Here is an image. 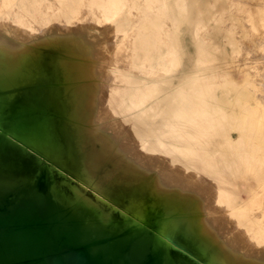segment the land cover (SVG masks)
Here are the masks:
<instances>
[{
	"label": "bare ground",
	"instance_id": "bare-ground-1",
	"mask_svg": "<svg viewBox=\"0 0 264 264\" xmlns=\"http://www.w3.org/2000/svg\"><path fill=\"white\" fill-rule=\"evenodd\" d=\"M186 1L173 0L180 8L176 18L186 13ZM35 2L16 0L14 4L33 13ZM195 2L200 5L205 1ZM6 4L14 5L9 0ZM125 4L126 0H108L106 5L116 12ZM7 14L0 13V224L15 222L17 226L0 231V264H162L163 261L165 264H196L186 253L195 259L197 256L205 258L206 264H264V169L257 163L252 164L253 161L264 163V108H259L262 103L259 96L256 105L243 101L245 96L252 97L256 93L237 94L235 104L242 105L237 111L228 90L221 95L209 90V81L220 72L215 67V70L213 67L204 70L200 66L202 56H199L190 71L183 75L181 85L175 91L154 96L156 101L147 106L139 102L141 94L126 90L124 98L134 100L136 105L133 104V108L126 105L125 108L122 103L123 108L116 107L117 110L111 111L108 94L98 91L96 70H92L96 74L95 81L85 83L83 79L84 84L71 90L67 88L75 78L81 77L83 67H95V58L90 53L92 49L98 50V62L102 59L99 50L101 37L95 36L90 46L83 49L72 38L54 37L37 42L33 39L32 43H26L32 37L31 30L15 24L7 18ZM198 14L195 23L203 21L206 12L200 10ZM211 15L208 13L209 17ZM140 21L143 23V20ZM162 24V21H157L153 27L160 29ZM66 27L48 20L38 22V29L42 32ZM105 28L103 31L107 30ZM165 31H168L167 28ZM165 35L169 36L168 32ZM123 41L118 42L120 46L124 45ZM132 41L137 50L135 55L131 53L134 64L142 68L143 58L149 56L153 52L151 50H156L155 39L151 37L141 42V37H138ZM124 42L127 44V39ZM42 47L57 48L62 54L57 58H47ZM116 49L119 50V47ZM124 50L120 55L119 52L113 55L120 57L123 53L124 58ZM128 51L126 54L131 55ZM160 56L166 57L163 51ZM121 60V65L127 70L128 63ZM46 62L53 66L50 74ZM136 68L141 72L140 68ZM148 70H145L146 73H151ZM236 71L243 72L240 68ZM109 76L112 81L113 77ZM131 78L127 79L128 82ZM104 79L108 80V76ZM245 80L248 81L247 76ZM40 81H48L46 91L39 94L26 91L25 85ZM106 86L108 88L109 84ZM120 88L124 87L116 91L121 92ZM159 91L162 92L158 89L155 95H159ZM114 95L118 98L117 94ZM59 102L65 103L66 112L59 108ZM22 109L32 111L31 114L41 112L45 115L49 109H54L57 116L52 123L58 131L45 125L47 128L44 127L45 132H42L47 141L42 143V136L37 132L41 130L36 131L30 126L26 141L44 149L49 147L46 145L52 137L61 136V130L65 129L67 142L74 144V155L83 174L96 179L99 185L108 184L114 200L126 205L135 215L112 223L113 209H104L99 203L101 200L98 202L87 197L78 187H64L52 172L54 180L50 188L48 170L37 167L41 160L15 148L5 150L6 136L21 129L17 115ZM226 121L239 131L237 139L229 130L220 134V124ZM25 126L28 128V124ZM243 142L247 148L245 151H249L246 158ZM58 150L64 162L70 160L65 147ZM194 187L202 192L195 193ZM207 204L210 207L213 204L211 213ZM90 206L99 208V213ZM202 210L209 211V214L204 213L208 218L201 222L199 216H204ZM138 224L144 227L140 228ZM148 224L158 230L155 228L153 231ZM122 232L129 234L122 243L114 246L108 242L100 244L108 235ZM176 242L183 247L180 252L175 250ZM71 244L76 249H72ZM86 244L88 248L79 249Z\"/></svg>",
	"mask_w": 264,
	"mask_h": 264
},
{
	"label": "rangeland",
	"instance_id": "rangeland-1",
	"mask_svg": "<svg viewBox=\"0 0 264 264\" xmlns=\"http://www.w3.org/2000/svg\"><path fill=\"white\" fill-rule=\"evenodd\" d=\"M15 1L16 0H9V3L13 2V4H14ZM203 1H205V2L204 3L202 2V4H200V5L199 4L197 5L195 0H187L186 4H185L186 8L184 10V11H186V13L184 14L185 17L184 16L179 17V19L176 18L175 16L178 17V15H179L178 12L180 11V8H178L179 6L175 2H173V0H167L164 2H163V0H126V4L124 6H122L119 10H117L116 12L114 9L112 10V8L107 7L106 4H107L108 0H65V1L64 0H36L35 6H34L35 10L33 13H30L26 9H24V8H22L16 4H14L13 6L7 5L6 0H0V13L1 12L8 13L7 18H9L13 22L15 21V24L22 25L24 28H28L29 30H31L32 37H30L26 43H32L33 39H34L33 42H37L40 40H47V39L54 38V37H58L60 39L72 38V40L74 39L75 41H78L79 45H80L79 47L83 49V48H85V46H90V44L93 42L95 36L101 37L102 43H101V49H99V50H100L101 54L103 55L102 59L99 60V62H98V57H97L98 50L92 49L90 53L91 54L93 53V56L95 58V61H96L95 67L94 66L93 67H87V68L83 67L82 68L83 73H81V77L75 78V80H73L72 83L67 85L68 86L67 88L69 90H71V88L76 87V85L84 84L85 80H86L85 83H87V81H95L98 78L97 79L98 91L99 92L104 91L106 93V95L108 94L107 97L110 99L109 100V108L111 109V111L117 110V108L121 109L124 106L126 108V105L132 106V108L136 105L133 102L134 100H132V99L127 100V98H124V94H125L126 90H132V91L135 90V92L137 94H141V95H139L140 96L139 102H144L141 104H147V106H150L152 101L153 102L156 101V97H154V96L159 97V96L165 95L167 92L175 91V89L181 85V79H182L183 75L187 74L190 71V69L193 66L195 59H197V57H199V56H202V61H201L200 66L204 70L210 69L213 67V70H215V68H216V70H219V72H220L217 77H215L209 81V90L210 91L217 92L218 94L221 95L222 92L228 90L229 91L228 96L230 97V99L234 100L233 101V103H234L233 107L237 111H239L242 108V105H239L237 103L235 104V99H236L237 94H239V96H241L243 94L256 93L257 95L254 94L252 97L245 96L244 97L245 100H243V101H249L250 104L256 105L257 96H259V98L262 101V103H260V105H259V108L263 109L264 108V87H263L264 86V83H263L264 82V77H263L264 76V63H263V61H264V43L263 42L264 41L262 42L261 40H262V38H264V31H263L264 30V0H236V1L235 0H203ZM43 2H44V4H43ZM236 2H237V4H236ZM238 5H240V7ZM19 7L21 9H19ZM162 8H163V10H162ZM198 8L201 11L206 12V14L203 17V21L195 23V18L199 15L198 12H200V10ZM17 9H19V10H17ZM43 10L46 13H44ZM86 10L87 11L89 10L88 12L90 14H88V12ZM141 11H142V13H141ZM83 12L84 13L86 12L87 15L86 14L84 15ZM131 12L132 13L134 12V13L132 14ZM138 12H139V14H138ZM149 12H151V13H149ZM208 13L209 14L212 13L211 17L208 16ZM135 14L137 17L139 16L140 18L139 17L135 18L136 17ZM19 15H20V17H19ZM18 18H20V19H18ZM139 19L143 20V23ZM18 20H21V21L19 22ZM47 20L50 22L59 24L61 26H67V27L66 28H58L56 30H51V31H46V32L40 31L38 29V22L43 23ZM102 20H103V22H102ZM145 20H146V22H144ZM157 21H162V23H163L162 27L160 29H156L155 27H153L154 26L153 24ZM175 21L177 24L174 23ZM104 22H105V24H104ZM138 23H141V25ZM200 24H201V26H200ZM71 26H72V28L73 27L74 28L72 29ZM105 26H107L106 27L107 30L103 31ZM164 26H165V28H167L168 31H165ZM170 26H172V27H170ZM176 26L178 27V29ZM137 27L139 30L137 29ZM162 28H164V30ZM198 28H200V29H198ZM68 30H69V33H68ZM160 31H161V33H160ZM134 32H136L135 35H133ZM165 32H168L169 36L165 35ZM171 32H173V33H171ZM127 33L128 34L133 33V34H131L132 35L131 36L130 34L128 35ZM72 34H74V35H72ZM115 34H116V36H115ZM162 34L164 35L165 38L163 37ZM127 35L129 37H127ZM124 37L127 39V44H126V42H124V41H126V39ZM130 37L133 39H131ZM138 37H141V42L148 39V38H151V37L152 38L154 37V39H155L154 44H155L156 50H151L150 52L153 51L151 54L148 51L149 56L144 57L143 58L144 60H142V62H143V64L141 65L142 68H140V66H136V64H134V61H133V55L136 54L137 50L135 49V46L133 47V45L135 43H133L132 40L136 41V39ZM167 37H169V39ZM257 37L261 38V39L258 40ZM161 38H163V39H161ZM242 38H244V39H242ZM37 39H39V40H37ZM165 39H167V41ZM69 40H71V39H69ZM129 40L131 43L129 42ZM161 40H162V42H161ZM121 41H123V43H124V45H122V46H120V44H119ZM261 42H262V44H261ZM163 43L165 44L164 47H162ZM169 43H171V45ZM15 44H18V43H15ZM125 44L127 45V47ZM168 45H170L172 48H169L170 46H168ZM128 46H129V48H128ZM130 46H131V48H130ZM117 47H119L120 51L118 49H116ZM160 47H162L164 50L166 49V51H164ZM123 48L124 49L126 48L127 50L126 49L124 50ZM179 49H180V51H178ZM42 50L44 51L47 58H49V57L57 58L60 54H62V52L59 49L54 48V47H42ZM116 50H118V51H116ZM123 50L125 53L124 58H127L129 56L128 59L124 60V58H122L123 53L120 57L115 56L116 55L115 53L119 52V55H120V52H123ZM127 51L130 54L132 53L133 55L132 54L131 55L126 54ZM133 51H135V52H133ZM162 51H163V54L166 55V57L164 56L165 58L160 56L162 54ZM173 52L175 54H173ZM113 54H115V55H113ZM256 54L257 55L259 54V56H257ZM260 54L261 55L263 54V55L261 56ZM126 55H127V57H126ZM151 55H152V57H151ZM154 55H155V57H154ZM255 56H256V58H255ZM167 57H168V60H166ZM106 58H107V61H105ZM113 59L118 60V61H114ZM121 59H123V62L124 63L126 62V64L128 63V65L131 67L126 65V66H128V67L125 66L127 68V70H126L124 68V66L121 65L122 64ZM127 60H130V61L127 62ZM119 61L121 63H119ZM163 62H165V64ZM254 62H256V63H254ZM117 63L120 66H118ZM154 63H155V65H154ZM260 64L263 66L262 68L260 67ZM45 65H46L47 72L50 74V69L53 67L52 64L46 62ZM98 65H100V66L98 67ZM135 66L138 67V70L140 68L141 72L137 71V68ZM151 66H153L152 69H151ZM172 66L173 67L175 66V67L173 68ZM122 68L124 70H122ZM148 68H149V70L151 69L150 70L151 73H146L147 71H145V70H148ZM238 68H240L243 72H237L236 70H238ZM67 69H70V67ZM141 69H143V70L145 69V70L142 71ZM92 70L93 71L96 70V72H98L97 78L95 77L96 74H93L94 72ZM134 70H136V73L134 72ZM149 70H148V72H149ZM162 70L164 73H162ZM115 74L116 75L117 74L122 75V76H118V78L122 79V81H124V82L122 83V81L120 79L118 80V78ZM87 75H88V77H87ZM109 75H111L113 77L112 81H110L111 77ZM163 75H165V76H163ZM107 76H108V80L104 79V78H107ZM246 76L248 77L247 82L245 80ZM102 77L104 80H102ZM128 78L129 79L131 78V82L129 80L130 83L127 80ZM133 78H135V79H133ZM83 79H85V80L83 81ZM105 80H107V81H105ZM260 80H262V81H260ZM77 81H79V82H77ZM109 81H110V83H109ZM133 81H135V82L133 83ZM47 82L44 83L43 81H40V82H36L34 84H31V85L28 84V85H25V89L29 94H39V93L47 90V86L49 84ZM127 83H129V84H127ZM261 83H263V84H261ZM106 84L107 85L109 84L110 87L108 86V88H107ZM136 84H138V86ZM113 85L115 86V88H111V87H113ZM162 85H163V87H162ZM174 85H175V87H174ZM152 86H153V88H152ZM253 86H255L256 88H253ZM116 87H117V89H116ZM119 87H124L122 89L120 88L121 92H117L119 90ZM138 87H139V89H137ZM103 89H105V90H103ZM158 89L159 90L161 89L162 92L159 91V95H155L156 92L158 93ZM122 90H124V91H122ZM112 92H113V95L117 94L118 98L116 97V95L112 96ZM260 96H262V97H260ZM112 97L113 98L115 97V98L112 99ZM112 101H113V103H112ZM117 103H119V104H117ZM122 103L124 104V106ZM133 104H135V105H133ZM59 108L63 111V113L66 112V105L64 102H59ZM31 112L32 111H30V110L28 111V109H22V110L18 111L17 123L21 129H19L16 132V134L15 133H9L6 136V138H5V145H6L5 150H7V148H15L18 151L21 150L22 152H27V153L29 152L30 154H33L34 156H36L39 161L41 160L37 167L41 168V169L48 170L49 174H48L47 178H48V185L50 188H51L53 180H54L52 177V174H53V176L57 180H59L61 185H63L64 187H68V189H70L71 187H78L81 191H83V193L87 197L92 198L93 200L98 201V202H99V200H101L99 203H101V206L104 209H107V210L113 209L112 213L114 214V216L110 220L112 223L113 222L117 223L119 221H125L127 219H130L131 216L133 217L135 215V213L132 210H130L123 203L114 200L113 195H110L111 192H110V188L108 187V184L107 185L105 184V186H104V184L99 185V184H97L98 181L96 179L91 178L88 174L87 175L83 174V171L81 169V165L79 164L78 160H76V157L74 155V144L72 145V144L67 142V135H66L65 129L61 130V133H60L61 136H59L57 138L52 137V140L54 142H52V140H51L48 142L47 145L45 143V145L49 146V147L44 148V149L38 148L37 146H34L30 142L26 141V138H27L29 131H30L29 129H31V127L34 130H36V129L41 130V131H37V130L36 131L38 132L40 137L42 136V140H41L42 143L47 141L46 137H44V135H45L44 134V132H45L44 127L47 128L46 126H48L53 131L54 130L58 131L57 128L53 127V123H52L55 116H57L56 111L54 109L53 110L49 109L48 114H46V115L41 113V112L40 113L38 112L36 114L35 113L31 114ZM28 115H30V116H28ZM32 115H34L35 117ZM38 117H40V118H38ZM116 117H118V115H116ZM34 118H36V120ZM42 118L44 119V121ZM40 120H41V122L42 121L43 122L41 123ZM33 121H37V123L38 124L40 123L41 125L40 124L36 125V122H33ZM31 122L33 123L32 125L30 124ZM27 124H28V128H27V126H25ZM42 124H44V125H42ZM50 124H52V126ZM220 125H221L219 127L220 134H222V132H224L226 130H229L235 139L238 138L239 131L234 127V125H232V123L230 121L221 122ZM41 126H43V127H41ZM43 130H44V132H42ZM11 141H12V143H11ZM27 143H29V144H27ZM63 145L66 148V155L69 156V159H70L69 161H66L67 163L64 162V160L61 158L60 152L58 150V149H63L64 148ZM50 147L52 148L51 149L52 152L50 151ZM243 148H244V152H245L244 155L246 158V156L249 155L247 153L249 151H247V152L245 151V149H247V148H246V145L244 144V142H243ZM131 158H133V157L131 156ZM42 160H43V162H42ZM255 163H257L261 168L264 169V163L263 162H260V161H258V162L253 161L252 162L253 165ZM51 172H52V174H51ZM249 175H251L250 170H249ZM59 188L60 187H58V189ZM197 189H198V187H196V188L194 187L193 190H195L194 191L195 193L200 194L202 192V190L200 188H199L200 190H197ZM62 192L64 194H66V191H62ZM100 194H101V197H99ZM97 197H99V198L97 199ZM208 199H209V193H208ZM78 202L80 204L83 203L82 200H78ZM206 202H207V200H206ZM212 205H211V207L208 205L210 213L212 212ZM90 207L93 210H95V212L99 213V208H96L94 206H90ZM123 210H124V212H123ZM209 211H207L208 213H206V211L202 210L201 213H202V215H204V213H205V215H208ZM118 215H120V216H118ZM204 216H202V218L199 216V220L201 222L206 220V218H208V216L207 217L205 216V218H204ZM159 218H162V216ZM216 223L219 224V222L217 220H216ZM138 225H140V228L144 227L141 224H138ZM148 227H151L153 229V231L156 228L152 224H148ZM140 228H138V229H140ZM156 230H158V229L156 228ZM119 237H121V234L117 235L116 237H114L112 239H117ZM74 240H73V242H74ZM174 245L176 247L175 250L180 252L181 251L180 248L182 246H180L177 242ZM70 247H72V249H76V247H74V244L73 245L71 244ZM184 250L188 251V249L185 247H184ZM188 253H189V251H188ZM189 254L186 253V255L189 256L190 258H192V260L196 264H206L207 263V260L205 258L197 256V259H195V258L191 257ZM85 255H87V254H85ZM85 258H87V256ZM162 264H165V261H163Z\"/></svg>",
	"mask_w": 264,
	"mask_h": 264
},
{
	"label": "water",
	"instance_id": "water-1",
	"mask_svg": "<svg viewBox=\"0 0 264 264\" xmlns=\"http://www.w3.org/2000/svg\"><path fill=\"white\" fill-rule=\"evenodd\" d=\"M63 211V210H62ZM16 224H15V222H11L10 224H7V225H2V224H0V231H2V230H10V229H14V228H16ZM119 234H121V237H119V238H117V239H112V238H114V237H116L117 235H119ZM127 236H129V234H123V232L122 233H118V234H116L115 236H111V235H108L100 244L102 245V243H104V242H108L109 244H111V245H116V244H118V243H122L123 241H124V239H126V237ZM101 245H99V246H101ZM86 248H88V244H86V245H82L79 249L80 250H83V249H86ZM71 250V249H70ZM68 254H70V253H68ZM83 264H93V263H88V262H85V263H83Z\"/></svg>",
	"mask_w": 264,
	"mask_h": 264
}]
</instances>
